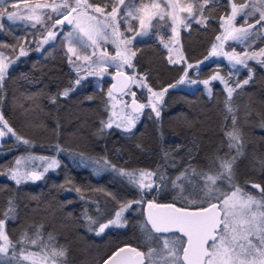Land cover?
I'll use <instances>...</instances> for the list:
<instances>
[{"label": "trees", "instance_id": "obj_1", "mask_svg": "<svg viewBox=\"0 0 264 264\" xmlns=\"http://www.w3.org/2000/svg\"><path fill=\"white\" fill-rule=\"evenodd\" d=\"M132 1L138 4L141 0ZM227 11V0H213L204 12L206 27L188 21L190 27L179 31L180 50L187 62L206 55L219 30L218 20ZM152 23L149 33L134 40L130 47L136 51L132 59L134 73L146 74V83L157 90L173 83L182 65L169 63L161 46L168 35V18H157ZM10 29L6 27V35L18 34ZM42 54L28 52L7 69L0 81V115L19 136L30 141L25 145L9 133L10 138L0 147V218L11 199L15 218L6 221L5 231L17 248L25 232L32 237L42 225L43 240L51 234L50 243L67 249L65 264H93L125 245L147 251L141 231V224H146L143 204L155 197L159 203L184 206L174 199L180 189L173 187L172 181L185 173L193 182L203 184L192 169L217 171L218 158L236 157L232 186L224 179L217 181L219 188L229 192L238 186L249 195H256V190L262 193L252 185L264 189V65L260 62L264 56L227 76L231 83L245 76L249 81L236 88L231 99L216 82L210 84L209 95L201 86L169 90L158 107L159 118L143 110L135 127L124 131L105 126L108 79L102 80L99 87L82 81L72 88L73 72L63 53L56 48ZM219 64L221 72L226 73V66ZM215 68V63H207L196 76L205 78ZM65 90H69L67 97L63 96ZM233 115L241 134L240 155L228 148L226 133L233 130ZM20 155L53 158L58 166L43 171L39 180L17 185L7 171L13 158ZM112 166L153 172L156 175L152 179L160 189L144 191L143 202L124 214V227L110 226L97 235L99 223L107 222L124 202L140 198V191ZM188 180L178 183L191 191ZM87 217L98 223L91 224ZM25 247L37 250L31 245Z\"/></svg>", "mask_w": 264, "mask_h": 264}, {"label": "snow or ice", "instance_id": "obj_2", "mask_svg": "<svg viewBox=\"0 0 264 264\" xmlns=\"http://www.w3.org/2000/svg\"><path fill=\"white\" fill-rule=\"evenodd\" d=\"M212 2L213 0H202V2L201 0H192L191 3H185L184 0H150V3H144L141 0L137 7L135 3L126 4L125 0H115L111 4V10L108 11V0H105L103 6L92 3L91 0H61L60 3L52 0V3H35L34 5L29 0H25L26 9L22 14L19 10L8 11L5 7L6 0H0V17L6 15L9 21H33V27L38 24L44 25L47 36L41 39V44L54 40L57 35L56 31L47 27L46 20H54L52 28L64 22L72 25V31L66 33L64 40L69 54L68 61L78 74L75 83L80 84L84 78L79 76V73L84 70L82 64H76V61L87 64L89 75L105 74L107 68L114 65L116 76L122 78L119 81V89L124 94H130L133 97L132 112L137 113L133 115L126 112L122 119H125L127 123H120L116 126L124 131H131L139 118V112L148 106L152 107L157 118L160 117V110L157 105L168 91V88H164L160 92L153 91L146 83V74L139 79L135 75H126L123 70L125 66L135 69L132 59L136 56V51L130 47L133 40L137 36L147 35L153 27V20L157 18L164 20L167 17L171 21L173 37L178 42L179 28L181 26L190 27L188 21L207 26L208 18L204 12L206 6ZM228 3L231 5V13L220 17L222 34L216 36L217 41L223 42L229 39L243 41L254 34L250 30L254 29L256 25L264 28V0H245L240 4L235 3L234 0H228ZM12 6L17 8L16 3H13ZM197 6L199 15H197ZM42 9H51L54 16L42 11ZM122 12L123 14H121ZM182 13L187 15H182ZM257 14L258 18L255 23H248L247 28L234 25L238 16H243L245 23H247V18ZM121 20H124L128 25L127 31L135 32L133 37H126L121 31ZM132 20L138 21V29H135L131 24ZM2 27L3 25H0V28ZM101 42L114 45L116 48L115 55H110L108 50L102 47ZM161 42L164 43L165 48L169 49V52L173 50L168 43L163 40ZM89 49H91V55L88 54ZM37 50H39V45ZM97 51H100V56H97ZM177 51L179 52V50ZM221 51H223V43L220 45L213 44L209 56L218 55ZM20 55H25L23 47H21ZM179 55L180 60L187 64V68L193 67L184 59L182 53ZM224 55L234 64H245V59L234 51L232 53L225 52ZM256 55L264 56V48H261L259 53L252 52L251 55L248 52L244 53V56L248 58ZM180 60H173L169 57V63H179ZM260 62L264 65V60ZM9 63L11 60L0 53V81L5 78ZM116 76H113L112 79L116 80ZM185 76H187V69H185V74L181 76L178 83H183ZM211 79H220L225 84L229 99H231L236 88L242 86L237 84L234 87H229L227 82L218 75H213ZM248 82L245 80L243 83L247 84ZM189 83H196V81L192 80ZM202 83L207 87L209 80H204ZM132 84H139L141 87L147 88L148 92L151 93L148 104L137 103L136 93L131 91L130 86ZM113 87L115 88L117 85H113ZM168 87L174 88L176 85L172 84ZM68 94L69 90L63 92L65 97ZM109 97L113 98L111 89L109 90ZM153 97L156 98L155 102ZM53 102L55 101L53 100ZM125 107H129V105L125 103ZM228 111L232 113L233 109L229 106ZM232 123L233 130L226 133L229 140L228 148L230 150L236 149L237 155H240L242 140L239 129L235 127V115L232 116ZM0 124L3 126L0 128V138L10 133L17 141L25 145L30 143L29 140L22 138L14 131L3 115H0ZM105 126L112 127L111 120ZM40 159L44 160L45 158L41 157ZM235 162L236 157L218 158L219 170L217 171L197 172L192 169V174L199 176L204 183L201 185L189 179L188 184L191 191H188L182 183H178V181L186 178L185 173H181L172 183L173 187L180 189L174 199L182 201L184 206H177L175 203H159L155 197L147 202V223L141 224L147 251H143L137 246L125 245L113 252L104 264H264V196L257 199L252 195L243 193L238 186L231 192L222 191L217 186V181L224 179L228 180L230 187L232 186ZM15 163L17 167L11 169L7 175L17 185L29 178L39 180L43 175V172L38 173L32 169H22L23 159H17ZM56 166H58V162L52 159L47 163L44 172ZM112 167L120 175L126 176L132 185L139 187L140 198L122 204L115 213L114 219H109L106 223H99L98 230H96L97 235L103 233L110 226L124 227L126 221L123 213L131 209L133 204L143 202L145 190L152 191L155 188L159 191L160 189V184L152 179L156 175L153 172H129L116 169L115 166ZM160 179L163 180L164 177L161 176ZM252 187L260 189L264 194V189L260 188L259 185L253 184ZM77 191L79 192L80 189ZM15 212L16 209L10 199L7 210L3 213V218H0V241H3L0 243V264H12V261H15V264H22L25 261L29 264H65L67 249L63 246L57 248L50 243L53 239L51 234H49L47 241L43 240L42 225L36 229L32 237H29L25 232L21 240L17 242L20 245L17 248V244L9 239L5 231L6 221L14 219ZM87 219L91 224L98 223L91 217H87ZM90 230L93 229L90 228ZM160 241H162V246ZM25 244L31 245L37 250L30 251L25 247ZM10 250L11 254L9 255Z\"/></svg>", "mask_w": 264, "mask_h": 264}, {"label": "rangeland", "instance_id": "obj_3", "mask_svg": "<svg viewBox=\"0 0 264 264\" xmlns=\"http://www.w3.org/2000/svg\"><path fill=\"white\" fill-rule=\"evenodd\" d=\"M95 1L96 0H94L92 3H95L99 6L104 5V4H98ZM29 2L34 5L35 3H52V0H29ZM55 2L60 3L61 0H55ZM114 2H115V0H108V4H109V7L107 9L108 11L111 10V4ZM139 2L141 3V1H139ZM139 2H138V4L135 3V4H137L136 5L137 7L139 6ZM184 2L185 3H191L192 0H184ZM227 2H228V0H227ZM234 2L237 4H240V3L245 2V0H234ZM13 3L17 4V8H14L12 6ZM125 3L129 4V3H133V1L132 0H125ZM144 3H150V0H146ZM5 7L7 8L8 11L19 10L23 14L25 12V9H26V4H25V0H6ZM121 8L123 9V6H121ZM42 11L48 13L49 15L54 16V14L51 12V9H42ZM230 13H231V5L228 3V11L225 15H230ZM121 14H123V12ZM182 15H187V14L182 13ZM257 18H258V14L256 16L247 18V23H245V18L243 16H238L236 21L234 22V25L236 27L247 28L248 23L254 24L255 20ZM168 21H169L170 26H169L168 35H167L166 39L164 40V42L168 43L169 47L172 48L173 50L171 52H169V49L165 48L164 43H162V42H161V46L166 51V55H167L168 60H169V57H171V59H173V60H180L179 54L181 53V50H180L179 41L177 42L176 38L173 37L172 31H171V21L169 19H168ZM33 23H34L33 21H29V20L9 21L7 19L6 15L3 17H0V25H3V27L0 28V53H3L8 58V60H11V63H9V67L12 66L13 64H15L20 58L25 56L28 52L29 53L33 52V53L38 54V55H43L42 53L46 54V52L48 50L57 48L66 57L68 67L73 72L72 88L75 87L77 85L75 82L78 79V74L74 70L73 66L68 61V55L69 54L67 52L66 41L64 40V36L66 35V33L69 31H72V25L69 24L67 27L55 25V28H52V25L54 24V20L53 21H47L46 20L47 27L56 31L57 35H56V38L54 40H49L48 43L41 44L40 43L41 39L43 37L47 36L46 28L44 25H40V24L33 27ZM131 24L134 26L135 29L139 28L138 21L132 20ZM220 24H221V21L219 18V20H218L219 30H218L217 34L215 35L213 42L211 43L209 50L206 53V55L204 57H202L201 59L195 61V62H188V63L193 65L192 68H187V64H185L183 60H180L179 63H174V64H181L182 65V70H181L179 77L173 83L169 84V85L175 84L176 87L170 88V87H168L169 85H166L160 89L153 90V91L160 92L164 88H168V91L173 90V89L191 90L195 86H201L204 93L206 95H209L210 84L212 82H216L223 88L225 94L228 96L225 84L222 83L220 79L212 80L211 77L213 75H218V76L222 77L223 80L227 82V85L229 87H234L237 84L241 85L246 80V78H247L246 76L243 79H241L240 81L233 82V83L228 81L227 76L233 74L238 69L245 68L248 65V63H250V62H257L260 60V58H261L260 55H256L255 57L248 58V57L244 56V53L248 52L249 55H251L252 52L259 53L260 49L263 48V46H264V43H260L264 39V28H262L260 25H256V27L254 29L250 30L254 34L252 36H249L248 38H246L243 41H236V40L229 39L227 41L221 42V41L216 40V36L222 34V29L220 27ZM120 25H121V31L124 32V35L126 37L131 38L135 35L134 31H132V32L127 31L128 25L124 22V20L120 21ZM6 27L12 28L18 34L17 35H11V36L6 35ZM12 29H10V30H12ZM182 29H185V28L181 26L179 28V31ZM141 37L142 36H137L135 38V40L139 39ZM101 43H102V47L106 48L110 55H115L116 48L114 45H112L111 43H108V44H103V42H101ZM221 43H223V51H221L218 55L209 56V53L212 50V45L213 44L220 45ZM38 45H39V50H37ZM21 47L24 48L25 55H20ZM177 50H179V52ZM233 51L236 54L240 55L243 59H245L244 65L234 64L233 62L229 61V59L226 55H224L225 52L232 53ZM88 54L91 55V49L88 50ZM97 56H100V51H97ZM73 59H75V57H73ZM93 59H96V57H93ZM6 62H7V60H6ZM207 63H215L216 68L213 69L207 77L198 78L196 76L198 70L200 69L201 66H203ZM219 63H223L226 66V68H227L226 73L221 72V70L219 68L220 67ZM76 64H82V67L84 69L79 73V76L84 77L80 82L88 81L94 87H99L101 84V81L104 79L109 80L112 72L116 71V68L113 65V66H109L107 68V73H105V74H91V75H89L88 71H87V64L86 63H83L82 61H76ZM185 69H187V76H185V80L183 83H178L181 76H184ZM123 70L128 75H135L137 77V79H139V77H141L139 75H136L134 73V70L132 68H128L127 66H125V68ZM192 80L196 81V83H189V81H192ZM204 80H209V85L207 87H205V85L202 83ZM130 87H131V91H134L136 93V96L140 97V103L148 104L149 96L151 95V93L148 92L147 88L141 87L139 84H132ZM136 96H135V99H137ZM112 97L113 98L109 97V92H108L107 97H106L108 107H107V115H106V119H105V125L109 122V120H111L112 127H117L116 126L117 124L127 123V121L125 119H122L126 112L130 113L129 110L125 107V103L127 102V100H129L133 97L130 94L126 95L124 93L119 95V96L112 95ZM155 99L156 98L153 97L154 102H155ZM161 100H160V103H161ZM160 103L157 105V107H159ZM146 109L150 110L153 114H155V112L152 111L151 106H148V107L144 108L143 110H146ZM141 112H139V114H138L139 117H140ZM133 115H136V114H133ZM2 127L3 126L0 124V128H2ZM120 129H122V128H120ZM4 131L7 132L6 129H4ZM8 138H10V134H7L5 136V140ZM41 157H43L45 159L42 160V159H40ZM32 158H34V157H32V156L27 157L24 155L15 156L12 160L11 166L8 169L7 173H10L11 169L17 167L16 163H15L17 159H23L24 160V163L21 165L22 169H24V170L32 169L38 173L43 172L47 163L53 159V158L44 157L42 155L36 157V159L35 158L32 159ZM126 171L139 172V171H144V170H126ZM124 177L127 178L126 176H124ZM186 179H191V176L189 175V177H186ZM28 180H32V179L29 178ZM198 184H201V183H198ZM187 186H188V189H191L189 184H187ZM135 187L140 191L138 186H135ZM220 189L223 191V188L220 187ZM233 189H235V188H233ZM145 191H148V190H145ZM229 192H231V191H229ZM255 193H256V195H252V194L251 195L256 197L257 199H261L262 196H264L258 190H256ZM128 202H130V201L124 202L123 204H126ZM133 205H136V204H133ZM120 207H121V205L117 208L115 213L120 209ZM142 211H143V206H142ZM126 212L127 211H125L123 213V217H124V214ZM115 213L110 219L115 218ZM111 227H116V226H111ZM0 243H3V241H0ZM159 243L162 246V241H160ZM25 263L29 264V262H27V261H25Z\"/></svg>", "mask_w": 264, "mask_h": 264}, {"label": "water", "instance_id": "obj_4", "mask_svg": "<svg viewBox=\"0 0 264 264\" xmlns=\"http://www.w3.org/2000/svg\"><path fill=\"white\" fill-rule=\"evenodd\" d=\"M68 25H69V24H68L67 22H64L63 24H60V26H62V27H67ZM125 73H126V72H125ZM126 75H128V74L126 73ZM113 76H116V71L112 72V74L110 75V78H109V84H108V86H107V91L109 92V90L111 89V90H112V95H114V96H119V95L123 94V92H121L120 89H119V81H120L122 78L119 77V76H116V80H113V79H112ZM113 85H117V87L114 88ZM132 100H133V98L127 100L126 103L129 105V107H127V109L129 110L130 113H132V114H137V113H133V112H132V107H131ZM136 101H137V103H140V101H138L137 99H136ZM4 141H5V136L2 137V138H0V147H1V144H2ZM256 189H257V188H256ZM146 206H147V203H145V204L143 205V217H144L145 223H147V221H146ZM148 228L150 229V225L148 226ZM177 235H178V234H177ZM108 258H109V257H108ZM108 258H107V259H108ZM107 259H105L101 264H104V262H105Z\"/></svg>", "mask_w": 264, "mask_h": 264}, {"label": "flooded vegetation", "instance_id": "obj_5", "mask_svg": "<svg viewBox=\"0 0 264 264\" xmlns=\"http://www.w3.org/2000/svg\"><path fill=\"white\" fill-rule=\"evenodd\" d=\"M117 249H118V248H117ZM117 249H115L114 251H112V252H111L110 254H108L107 256L101 258L100 260L95 261L93 264H101L105 259H107L108 257H110V256L113 254V252H115Z\"/></svg>", "mask_w": 264, "mask_h": 264}]
</instances>
